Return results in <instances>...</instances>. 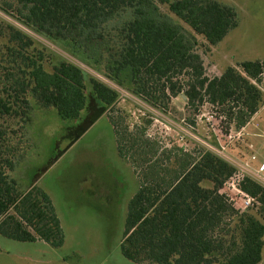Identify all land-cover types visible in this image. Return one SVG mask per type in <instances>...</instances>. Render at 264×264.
I'll use <instances>...</instances> for the list:
<instances>
[{"label":"trees","instance_id":"obj_1","mask_svg":"<svg viewBox=\"0 0 264 264\" xmlns=\"http://www.w3.org/2000/svg\"><path fill=\"white\" fill-rule=\"evenodd\" d=\"M2 1L0 10L23 28L71 41L95 64L103 61L105 78L119 87L127 80L131 84L127 91L153 108L165 111L172 98L184 95L186 108L194 112L205 103L219 107L229 130L243 127L264 104L259 85L264 58L243 60L209 77L195 50L196 41L158 7L167 5L214 45L238 23L235 9L218 0ZM126 9L132 10V18L115 28L113 40L105 24ZM9 27L11 42L31 43L27 32ZM25 57L30 59L27 73L16 81L15 91L18 96L29 91L43 106L54 107L61 119L73 121L70 128H80L67 148L98 116L109 114L118 100L115 88L73 62L59 60L47 70L39 63L40 56ZM108 118L117 153L138 178L120 241L126 259L156 264H259L264 246L263 185L248 176L240 182L242 191L257 200L261 221L235 208L219 191L236 170L221 156L202 145L197 151L165 146L148 136L145 127L130 128L123 117ZM3 162L14 170L11 159ZM203 181L212 186L203 187ZM27 186L18 190L0 167V235L60 247L64 234L50 196L33 179Z\"/></svg>","mask_w":264,"mask_h":264},{"label":"rangeland","instance_id":"obj_2","mask_svg":"<svg viewBox=\"0 0 264 264\" xmlns=\"http://www.w3.org/2000/svg\"><path fill=\"white\" fill-rule=\"evenodd\" d=\"M218 1L235 9L238 23L214 45L177 18L167 5L158 4L162 13L196 41L195 50L209 77L220 75L226 67L237 66L243 60L264 57V0ZM3 4L0 0V7ZM131 18L132 10L126 9L105 24L113 40H116L115 28ZM11 25L27 32L31 43L11 42ZM25 56L32 59L40 56L39 63L47 70L59 60L73 62L115 88L118 100L109 114L98 116L67 148L69 138L80 132V128H70L73 121L61 119L54 107L43 106L29 91L21 96L15 91L16 81L27 73L26 62L30 59ZM103 68V61L95 64L71 41L36 34L0 10V167L15 180L18 190L27 189L33 179L48 193L65 240L62 246L54 248L41 240L21 242L0 235V264H151L133 263L120 252L127 206L138 189V178L131 165L117 153L108 116L123 117L130 128L145 127L148 136L168 147L177 145L197 151L202 145L213 152L222 150L235 160L243 156L244 135L237 138L234 131L240 128H226L219 107L205 103L194 112L186 108L184 98L178 95L161 111L130 94L127 88L131 84L127 80L122 87L109 81L102 75ZM259 85L264 92V76ZM3 158L12 160L14 170L7 168ZM202 186L212 185L203 181ZM220 191L235 208L263 221L256 199L245 208L226 182ZM93 193L99 203L92 197ZM113 198L117 200L118 212L111 220L95 213L96 209L104 208L101 202Z\"/></svg>","mask_w":264,"mask_h":264},{"label":"crops","instance_id":"obj_3","mask_svg":"<svg viewBox=\"0 0 264 264\" xmlns=\"http://www.w3.org/2000/svg\"><path fill=\"white\" fill-rule=\"evenodd\" d=\"M258 59H262V58H258ZM245 128L247 129V131L246 130L245 132L242 131L244 133L243 141L245 142L243 146L244 151L242 152L243 156H238L236 161L239 162V164H243V165L247 164L252 170H258V168L260 167V165L262 164L264 160V104L252 115V117L246 123ZM261 174L264 176V168ZM93 194L94 195L92 197H94V200L97 203H99L100 200L98 201V199L95 197V193ZM101 203L104 205V208L100 209L96 207L98 209L95 210V213H97L100 216L102 215L101 217H104V219L106 218V220H111L113 216H115V214L118 212L117 211V205H118L117 200L113 198V199L106 200L105 203L103 202ZM60 224H61V221H60ZM61 227H62V224H61ZM62 231H63V227H62ZM63 234H64V231H63ZM263 240H264V236H263ZM64 241H63V244H64ZM33 242H37V240ZM263 254H264V246H263V251H262V258L259 264L262 263Z\"/></svg>","mask_w":264,"mask_h":264},{"label":"built area","instance_id":"obj_4","mask_svg":"<svg viewBox=\"0 0 264 264\" xmlns=\"http://www.w3.org/2000/svg\"><path fill=\"white\" fill-rule=\"evenodd\" d=\"M245 130L247 131V129L245 128V125H244L243 127L240 128L239 131L235 130L234 135L237 138H239V137H241V135L244 134L242 131L245 132ZM228 136L233 137L230 133H228ZM215 153L219 154V156L222 155L221 157L223 159H225L231 165L236 167L235 172L233 173L232 176H230L228 178V180H226V183L229 186H231V190L234 191L236 193V195L239 196V198L242 201L243 206L245 208H247L248 206H250L253 203V201H255V198L251 197L250 195H248L247 193L242 191V189L240 187V182L245 176H248V177L252 178L256 182H258L264 186V176L261 174V172L264 168V160H263L262 164L260 165V167L258 168V170H252L247 164H244V165L239 164V162H237L234 158L224 155L222 150H216Z\"/></svg>","mask_w":264,"mask_h":264},{"label":"water","instance_id":"obj_5","mask_svg":"<svg viewBox=\"0 0 264 264\" xmlns=\"http://www.w3.org/2000/svg\"><path fill=\"white\" fill-rule=\"evenodd\" d=\"M181 96H182L183 98H185L184 95H181Z\"/></svg>","mask_w":264,"mask_h":264}]
</instances>
